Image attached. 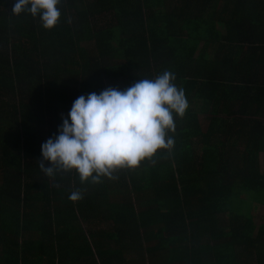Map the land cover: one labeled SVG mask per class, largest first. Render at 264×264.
I'll return each mask as SVG.
<instances>
[{
	"label": "trees",
	"instance_id": "16d2710c",
	"mask_svg": "<svg viewBox=\"0 0 264 264\" xmlns=\"http://www.w3.org/2000/svg\"><path fill=\"white\" fill-rule=\"evenodd\" d=\"M16 2L0 0V264H264V0H62L51 30ZM165 70L189 104L170 151L98 184L41 172L76 98Z\"/></svg>",
	"mask_w": 264,
	"mask_h": 264
},
{
	"label": "clouds",
	"instance_id": "9594fccd",
	"mask_svg": "<svg viewBox=\"0 0 264 264\" xmlns=\"http://www.w3.org/2000/svg\"><path fill=\"white\" fill-rule=\"evenodd\" d=\"M62 0H17L15 16L22 13L39 18L41 26L51 30L60 23ZM165 70L154 79H140L125 90L108 87L99 94L80 95L67 118L58 127V135L41 145L43 159L38 160L46 177L75 172L81 185L116 179L121 169L134 170L142 161L154 163L158 150L170 151L175 144L169 133L176 131V117L183 118L189 107L184 89ZM44 161L51 166L45 167ZM84 190L76 188L68 199H83Z\"/></svg>",
	"mask_w": 264,
	"mask_h": 264
},
{
	"label": "crops",
	"instance_id": "0c3cea01",
	"mask_svg": "<svg viewBox=\"0 0 264 264\" xmlns=\"http://www.w3.org/2000/svg\"><path fill=\"white\" fill-rule=\"evenodd\" d=\"M260 157H261L262 165H264V153H262ZM253 205H255V203ZM261 206L264 207V205H256V209H255L256 214H257L259 207H261ZM262 211H263V209L261 210L260 215L257 218V220H259L260 222L264 221V212H262ZM260 222H258V223H260Z\"/></svg>",
	"mask_w": 264,
	"mask_h": 264
},
{
	"label": "rangeland",
	"instance_id": "374dc122",
	"mask_svg": "<svg viewBox=\"0 0 264 264\" xmlns=\"http://www.w3.org/2000/svg\"><path fill=\"white\" fill-rule=\"evenodd\" d=\"M264 169V165H262V170ZM247 205H251L250 203H246ZM263 209V211L262 212H264V207L263 206H261V207H259V209H258V211H257V218L259 217V215H260V212H261V210ZM257 222H260L259 220H257Z\"/></svg>",
	"mask_w": 264,
	"mask_h": 264
}]
</instances>
